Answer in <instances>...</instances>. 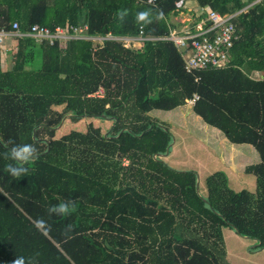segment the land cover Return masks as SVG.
Segmentation results:
<instances>
[{"label": "trees", "instance_id": "16d2710c", "mask_svg": "<svg viewBox=\"0 0 264 264\" xmlns=\"http://www.w3.org/2000/svg\"><path fill=\"white\" fill-rule=\"evenodd\" d=\"M187 1L238 14L227 67L188 74L181 50L163 40L126 48L24 36L6 71L0 50V264L19 257L25 264H227L231 224L200 195L195 172L163 161L173 135L149 113L197 95L193 112L206 125L257 151L260 162L245 172L264 184V0H0V29L88 25L92 37L125 38L142 27L145 37L165 38L177 29V4ZM149 8L164 18L137 24L135 14ZM124 9L121 21L116 13ZM83 119L109 121L111 129L56 138L66 120ZM10 140L38 149L26 176L5 170ZM68 200L70 214L48 215ZM40 218L51 226L47 234L35 226Z\"/></svg>", "mask_w": 264, "mask_h": 264}, {"label": "rangeland", "instance_id": "374dc122", "mask_svg": "<svg viewBox=\"0 0 264 264\" xmlns=\"http://www.w3.org/2000/svg\"><path fill=\"white\" fill-rule=\"evenodd\" d=\"M15 46L8 45L6 54ZM6 54L1 55L4 71L10 67ZM149 116L173 135L169 152L161 157L163 161L179 172H195L200 195L231 224L224 230L227 264H264V184L245 172L246 167L260 162L257 151L250 145L230 143L221 132L206 125L188 104L169 112L153 111ZM89 126L100 127L104 132L111 129L109 121L66 120L56 138L72 131L85 132Z\"/></svg>", "mask_w": 264, "mask_h": 264}, {"label": "built area", "instance_id": "2783aa9c", "mask_svg": "<svg viewBox=\"0 0 264 264\" xmlns=\"http://www.w3.org/2000/svg\"><path fill=\"white\" fill-rule=\"evenodd\" d=\"M153 1L151 0V2ZM185 5L186 2L177 4L178 8L181 9ZM198 14L203 15L204 19L195 31L190 28L180 32L174 31L169 37L165 38L145 37L142 27H140L139 34L134 37L120 38L111 34L105 37H92L88 34V25L58 27L55 32H51L47 27L34 25L29 33L23 34L19 31V24L15 22L11 30L0 29V50L1 55L6 54L8 51L7 46L15 48V44L18 46L19 40L24 36L32 37L39 41L48 39L50 44L55 41L60 43L72 40L91 41L95 44L94 46L107 40H115L123 42L126 48L141 47L147 41L163 40L173 42L181 50L185 61L184 68L188 74L227 67L231 61L235 41L238 40L236 27L233 22L238 14L223 15L209 7H199ZM101 94H103V90L97 93V95ZM198 99L199 97L195 95L187 101V104L193 107Z\"/></svg>", "mask_w": 264, "mask_h": 264}, {"label": "clouds", "instance_id": "9594fccd", "mask_svg": "<svg viewBox=\"0 0 264 264\" xmlns=\"http://www.w3.org/2000/svg\"><path fill=\"white\" fill-rule=\"evenodd\" d=\"M151 2V0H149ZM129 12L127 9L120 10L116 13L119 20L123 21ZM153 18L155 20H161L164 18L163 11L153 13L152 9H146L139 11L135 14V20L137 24L144 26L153 23ZM12 147L9 149V154L5 155L6 160H10L11 163L6 165L5 170L13 177L20 178L26 176L29 173V168L27 165L33 163L38 158V149L34 144H15L14 141H9ZM74 201H63L59 204L52 205L47 209L48 215L64 216L70 214L71 210L74 208ZM35 226L42 234H47L50 231L51 226L46 220L40 218L35 221ZM66 231H71V226H68ZM14 264H25V259L19 257L15 259Z\"/></svg>", "mask_w": 264, "mask_h": 264}, {"label": "crops", "instance_id": "0c3cea01", "mask_svg": "<svg viewBox=\"0 0 264 264\" xmlns=\"http://www.w3.org/2000/svg\"><path fill=\"white\" fill-rule=\"evenodd\" d=\"M198 9L199 6L194 1H187L183 11L177 16L172 17V22L177 26L176 31L180 32L187 28L195 31V29L201 25L204 19L203 15L198 14ZM9 54V52L6 54V59L8 58ZM252 77L256 79L263 78V74L254 72Z\"/></svg>", "mask_w": 264, "mask_h": 264}, {"label": "water", "instance_id": "95a60500", "mask_svg": "<svg viewBox=\"0 0 264 264\" xmlns=\"http://www.w3.org/2000/svg\"><path fill=\"white\" fill-rule=\"evenodd\" d=\"M167 153H168V151H167ZM199 185V184H198ZM198 189H199V187H198ZM199 191V190H198Z\"/></svg>", "mask_w": 264, "mask_h": 264}]
</instances>
